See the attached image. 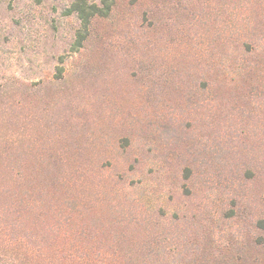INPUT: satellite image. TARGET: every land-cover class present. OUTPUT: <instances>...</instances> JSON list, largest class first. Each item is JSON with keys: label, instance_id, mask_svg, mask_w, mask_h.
I'll use <instances>...</instances> for the list:
<instances>
[{"label": "rangeland", "instance_id": "rangeland-1", "mask_svg": "<svg viewBox=\"0 0 264 264\" xmlns=\"http://www.w3.org/2000/svg\"><path fill=\"white\" fill-rule=\"evenodd\" d=\"M72 1L0 0V264H264V0Z\"/></svg>", "mask_w": 264, "mask_h": 264}, {"label": "trees", "instance_id": "trees-1", "mask_svg": "<svg viewBox=\"0 0 264 264\" xmlns=\"http://www.w3.org/2000/svg\"><path fill=\"white\" fill-rule=\"evenodd\" d=\"M114 0H101L95 3L90 0H73L69 11L74 12L80 21V26L76 32V45H80L86 38L89 25L95 16L106 15L111 9Z\"/></svg>", "mask_w": 264, "mask_h": 264}]
</instances>
